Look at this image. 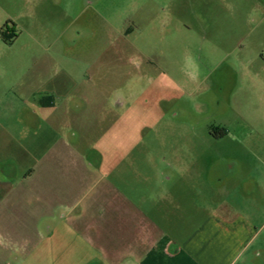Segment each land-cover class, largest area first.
Instances as JSON below:
<instances>
[{
    "label": "crops",
    "instance_id": "0c3cea01",
    "mask_svg": "<svg viewBox=\"0 0 264 264\" xmlns=\"http://www.w3.org/2000/svg\"><path fill=\"white\" fill-rule=\"evenodd\" d=\"M253 2L250 27L235 24L211 68L219 76L264 67L263 49L251 56L243 47L255 29L264 30V11L258 17L264 0ZM202 38L212 44L207 32ZM251 73L264 88V68ZM59 75V86L51 90L59 105L47 95L38 104L43 117L24 111L12 119L18 131L1 128L0 248L40 247L59 232V252L81 256L83 264H264V196H250V184L242 203L191 196L198 191L194 175L217 187L222 170L215 159L193 169L191 158L198 162L227 151L192 149L185 136L177 142L129 134L120 127L128 109L122 95L100 105L90 99L104 98V90L75 85L71 71ZM98 109L105 131L96 135L91 119ZM136 113L144 117L145 110ZM37 126L42 132L24 134Z\"/></svg>",
    "mask_w": 264,
    "mask_h": 264
},
{
    "label": "rangeland",
    "instance_id": "374dc122",
    "mask_svg": "<svg viewBox=\"0 0 264 264\" xmlns=\"http://www.w3.org/2000/svg\"><path fill=\"white\" fill-rule=\"evenodd\" d=\"M252 7L253 0H0V29L8 25L4 40L0 37V135L24 111L43 117L38 104L54 96L59 72L71 71L75 85L104 90V98L93 102L115 103L122 95L128 109L120 127L129 134L170 136L177 142L185 136L192 149L229 153L198 162L191 158L193 169L203 167V159L218 160L222 168L217 187L194 175L198 191L192 197L242 203L248 184L250 196H264V88L262 78L251 73L264 67L251 66V72L237 77L211 71L235 24L250 27ZM263 11L259 8L258 17ZM202 31L211 45L202 40ZM263 34L254 30L243 44L246 53L253 56L261 48L264 55ZM54 101L59 105L56 96ZM139 110H145L144 117ZM99 117L98 109L91 119L96 135L105 131ZM214 127L226 130L218 141L212 137H220V131L209 134ZM0 264L83 263L81 256L59 252L58 232L40 247H1Z\"/></svg>",
    "mask_w": 264,
    "mask_h": 264
},
{
    "label": "flooded vegetation",
    "instance_id": "af4514ba",
    "mask_svg": "<svg viewBox=\"0 0 264 264\" xmlns=\"http://www.w3.org/2000/svg\"><path fill=\"white\" fill-rule=\"evenodd\" d=\"M7 23V22H6ZM7 27H8V25L6 24V26H5V29H7ZM2 38V40H4V38L3 37H1ZM220 131V135H223V134H225L226 133V130L225 129H223V128H217V127H214L213 129H211L210 131H209V134L211 135V136H213V133H215L216 131ZM215 137V136H214Z\"/></svg>",
    "mask_w": 264,
    "mask_h": 264
},
{
    "label": "trees",
    "instance_id": "16d2710c",
    "mask_svg": "<svg viewBox=\"0 0 264 264\" xmlns=\"http://www.w3.org/2000/svg\"><path fill=\"white\" fill-rule=\"evenodd\" d=\"M7 23H4V25L2 26V28L0 29V37H2V35L4 34V28L6 26Z\"/></svg>",
    "mask_w": 264,
    "mask_h": 264
}]
</instances>
